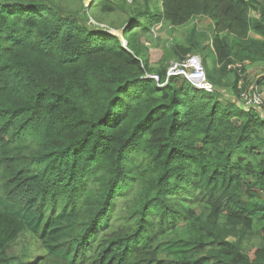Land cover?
Here are the masks:
<instances>
[{"label": "trees", "instance_id": "16d2710c", "mask_svg": "<svg viewBox=\"0 0 264 264\" xmlns=\"http://www.w3.org/2000/svg\"><path fill=\"white\" fill-rule=\"evenodd\" d=\"M84 1L0 0V264H264V105L167 79L139 41L209 19L187 42L217 90L264 65V5Z\"/></svg>", "mask_w": 264, "mask_h": 264}, {"label": "rangeland", "instance_id": "374dc122", "mask_svg": "<svg viewBox=\"0 0 264 264\" xmlns=\"http://www.w3.org/2000/svg\"><path fill=\"white\" fill-rule=\"evenodd\" d=\"M264 5V0H259ZM98 0H85L84 4L85 7H90L91 5H94ZM125 2H127L128 5L136 4L139 7L143 6L146 2V0H121V4L123 5ZM159 4L160 0H153L151 2V5ZM126 6V4H124ZM127 7V6H126ZM117 14H113L115 21L118 23L120 22L122 24V21H124V18L122 16H125V13L123 11H120ZM253 18H259L260 14L258 12H253L251 14ZM92 21L96 24V22L92 19ZM101 27H104L106 29H109L114 35L118 36L123 44H125L126 38L123 35V31L121 29H111L106 25H100ZM196 29L200 33L207 34L210 36L213 31V23L209 19L205 18H198L190 22L187 26L182 28L173 29L170 27L162 28L161 25H157L153 28V31L149 34L140 35V43L142 45H145L147 47V54L150 59V65L152 69H160L162 64L168 69L171 67V64L173 62H180L183 61L188 56H199L203 62L205 71L209 70L213 67L214 63L211 59L206 60V55H208V52H197L193 53L190 52V50L193 48L192 45L188 44V40L191 37L192 31ZM136 32H138V29H135ZM253 37H256L255 34H252ZM201 40V39H200ZM231 40V39H230ZM229 40V41H230ZM199 42V41H197ZM178 44H186L185 49L188 51L187 54H185L183 57H185L182 60H179L175 55V48ZM207 47H212V41H206L204 43ZM196 46V45H194ZM195 48V47H194ZM145 52V51H144ZM164 54H167L166 59L164 58ZM182 58V57H181ZM206 61V65H205ZM243 67L245 68V71L241 72L240 70H243ZM232 70H235V72H231L226 79L223 81V86L218 87L215 92L219 91L218 94L221 95L222 101H237L241 105V95L244 92H249L252 89H258L257 84L261 79L264 78V65H252V64H245V66L242 65V67H239V65H231L229 67ZM239 71V72H238ZM240 74V80L238 82V92L236 93L233 89V86L236 82V73ZM237 73V74H238ZM153 75L158 76V74L154 73ZM208 75V74H207ZM183 81V78L178 77V82ZM263 96V95H262ZM264 98V97H263ZM243 107V106H242ZM195 213L198 217H207L208 211L204 208L203 205H196L193 207ZM257 229H263L262 225L260 223H256ZM262 244H264L263 240L257 235L253 234L251 237L247 238L244 241V247L247 253L251 256V258H254L255 252L262 247Z\"/></svg>", "mask_w": 264, "mask_h": 264}, {"label": "built area", "instance_id": "2783aa9c", "mask_svg": "<svg viewBox=\"0 0 264 264\" xmlns=\"http://www.w3.org/2000/svg\"><path fill=\"white\" fill-rule=\"evenodd\" d=\"M242 67V65H239ZM154 79L161 87V78L155 75H147ZM172 77H181L188 80L196 89L206 91L208 93L215 92V86L208 79L203 62L199 56H188L183 61L173 62L167 71V79ZM241 103L248 109H260L264 105V98L258 89H252L241 95Z\"/></svg>", "mask_w": 264, "mask_h": 264}, {"label": "water", "instance_id": "95a60500", "mask_svg": "<svg viewBox=\"0 0 264 264\" xmlns=\"http://www.w3.org/2000/svg\"><path fill=\"white\" fill-rule=\"evenodd\" d=\"M124 46H125V47L127 46V42L124 44Z\"/></svg>", "mask_w": 264, "mask_h": 264}]
</instances>
